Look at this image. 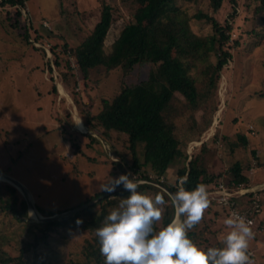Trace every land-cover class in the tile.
<instances>
[{
  "label": "rangeland",
  "instance_id": "rangeland-1",
  "mask_svg": "<svg viewBox=\"0 0 264 264\" xmlns=\"http://www.w3.org/2000/svg\"><path fill=\"white\" fill-rule=\"evenodd\" d=\"M102 2L127 15L141 0H26L16 7L0 4V172L18 176L29 188L35 207L44 211L62 212L81 202L99 190V185L111 170V164L102 162L105 153L108 156L104 147L107 143L94 132L91 133L97 140L84 135L89 130L83 121L85 127L77 128V120L81 119L77 104L61 83L54 66L51 64V73L46 66V60L53 58V46L64 42L76 44L90 32L98 20V8ZM178 4L189 14L198 9L212 14L206 0H179ZM255 6L254 0H238L234 7L226 0L215 14L220 23L228 19L231 25L228 48L232 56L222 68L217 87L205 107L207 111L212 105L215 108L209 125L197 143L189 142L186 148L188 159L201 151L202 143L207 144V165H213L212 168L217 170L229 154L226 143L220 139L225 134L230 135V139L244 134L248 144L238 147L240 151L235 155L242 164L245 156L249 155V146H258L261 150V164L252 169L254 173L249 175L250 183L264 182V12L261 16L252 14ZM15 9L20 15H15L19 21L14 28L9 23ZM233 10L235 15L230 18ZM6 11L10 13V20H7ZM191 26L202 34L210 32V26L203 21L192 19ZM22 27L29 28L27 42L22 38ZM116 33L117 29L111 28L105 44H109ZM214 60V55H211V62ZM202 64L196 62L191 69L194 77L198 76ZM71 66H75L72 58ZM147 69V66L137 67L127 76L117 68L107 74H103L100 68L91 69L88 90L81 91L79 96L82 101L89 97L95 100L94 109L97 110L101 98L110 99L120 90L121 81L142 80ZM78 80L75 89L80 91L83 80L80 77ZM52 84L57 90L56 95L51 93ZM177 108L180 112L172 120L177 135L183 138L189 135L186 131L188 112L180 103ZM60 130H66V134L74 138L78 151L74 152L71 147L73 140L70 142ZM112 132L114 146L124 151L126 135ZM213 135L217 136L215 141H211ZM137 153L142 160V143L137 144ZM235 156L227 159L232 160ZM185 163L187 160L184 158H174L166 168V180L172 182L176 169ZM147 169L152 177L155 176ZM262 202L264 217V198ZM29 218L32 221L36 219L32 212ZM10 221L9 216L0 214L1 258L15 254L23 239H28L24 231L26 227L14 221L11 225ZM60 232H63V237L54 234L48 244L40 245L39 258L54 262L74 257L83 261L81 243L89 233L76 229ZM251 246L252 239L249 242ZM251 261L252 264H264V258L260 256L255 259L256 263Z\"/></svg>",
  "mask_w": 264,
  "mask_h": 264
},
{
  "label": "trees",
  "instance_id": "trees-1",
  "mask_svg": "<svg viewBox=\"0 0 264 264\" xmlns=\"http://www.w3.org/2000/svg\"><path fill=\"white\" fill-rule=\"evenodd\" d=\"M25 1L0 0V4L16 7L23 5ZM206 1L212 14L200 9L189 14L178 4L179 0H141L127 15H124L118 13L113 5L102 2L98 8V20L82 40L76 44L64 42L60 46L51 48L53 58L51 61L46 60L47 69L50 72L51 64L54 66L61 83L76 102L78 114L89 132L100 136L110 146L112 156L119 160V163L113 162L105 153L102 162L111 164V170L105 181L109 176L116 178L130 172L136 179L145 181L138 191L151 194L159 191L163 194V190L150 181L159 182L175 193L180 177H188L185 187L189 190L194 189L197 183H204L211 189L220 180V174L208 170L213 169V165H207L208 146L204 143L201 151L177 168L173 182H168L165 178L169 163L174 158L187 160L188 143L191 140H199L203 130L208 127L215 108L212 105L207 111L205 107L209 105V99L217 87L222 68L232 56L228 48L231 25L228 19L220 23L215 16L226 0ZM227 1L233 7L238 5V0ZM254 1L256 6L252 14L261 16L264 12V0ZM242 5L246 6L245 3ZM6 12L7 20H10V13ZM15 15H20L16 9L9 23L14 28L19 21ZM234 15L235 10L232 11L230 18ZM192 19L207 23L210 32L202 34L193 30ZM262 21L264 24V15ZM22 28H24L22 38L27 42L29 28ZM111 28L117 29V33L109 44H105ZM262 30L264 31V27ZM43 53L45 55V52ZM211 55L215 57L213 62ZM71 58L75 62L74 67L71 66ZM196 62L203 64L198 76L194 77L190 71ZM141 66L148 68L146 77L131 83L121 81L120 90L110 99L101 98L97 110L94 109L96 101L91 97L87 101L81 100L79 96L81 91L88 90L89 70L100 68L103 74H107L117 68L123 76H127ZM78 77L83 80V88L80 91L75 89L79 81ZM51 93L57 94L54 84ZM176 102L188 112L189 124L186 131L189 135L183 138L177 135L176 125L172 120L180 112ZM112 131L126 135V151H120L114 146ZM61 132L64 136L67 135L66 130ZM83 134L97 140L93 133ZM67 137L70 142L74 139L68 135ZM216 137L213 135V140ZM220 140L226 143L230 152L233 151V146L247 145V138L243 134H237L234 141L226 136ZM138 143L143 144L142 160L137 153ZM71 147L74 152L79 150L74 140ZM147 168L155 176L152 177ZM231 169L235 181H246L239 162L234 163ZM128 195L123 187L110 194L98 190L69 209L97 199L93 203L59 220L40 222L30 220L26 202L18 189L8 182L0 181V214L9 216L11 225L13 221L23 224L26 227L24 231L28 234V239H23L15 254L7 258L0 257V264H104L95 229L100 227L104 217L118 206L119 198ZM165 200L168 204L162 221L164 226L175 215V209L166 194ZM216 208L211 202L202 221L188 232L189 238L197 245H203V239L206 241L201 228L204 224L206 226L204 219L207 214L215 213ZM36 210L43 216L58 213L37 207ZM66 210L68 209L63 211ZM221 210L225 211L224 208ZM77 219L82 220L83 223L77 225ZM156 227L158 229L160 225ZM71 229L85 230L89 233L81 243L80 254L83 261L74 257L54 262L39 258L40 245L48 244L54 234L63 237V232L60 230Z\"/></svg>",
  "mask_w": 264,
  "mask_h": 264
},
{
  "label": "clouds",
  "instance_id": "clouds-1",
  "mask_svg": "<svg viewBox=\"0 0 264 264\" xmlns=\"http://www.w3.org/2000/svg\"><path fill=\"white\" fill-rule=\"evenodd\" d=\"M76 125L81 126L82 120ZM104 147L113 162L119 163L109 146ZM187 180V176L178 178L175 193L163 190V194L138 191L145 181L130 172L109 176L99 185L100 191L108 193L122 185L129 193L119 198L118 206L95 229L104 264H252L247 250L254 232L251 222L237 212L223 221L228 231L222 247L205 248L189 238L188 232L202 221L211 201L206 184L197 183L189 190ZM165 194L175 209V217L166 226L162 224L168 204ZM76 223L83 221L77 219Z\"/></svg>",
  "mask_w": 264,
  "mask_h": 264
},
{
  "label": "crops",
  "instance_id": "crops-1",
  "mask_svg": "<svg viewBox=\"0 0 264 264\" xmlns=\"http://www.w3.org/2000/svg\"><path fill=\"white\" fill-rule=\"evenodd\" d=\"M86 133L92 134L89 131ZM251 133H252V130H251ZM92 135H94V134H92ZM225 135H224V137H225ZM228 136H230V135L227 134L226 137H228ZM228 138L230 139V137H228ZM230 140L234 141V139H230ZM211 141H215V139L213 140V138H212ZM190 142L197 143L196 140H191ZM202 142H204V141H202ZM247 144H248V139H247ZM238 147L239 146H233L232 147L233 151L230 152V150H229V154H227L228 156L226 155L227 157L225 156L223 161H221V159H220L222 157L219 158V160L222 162L219 169H217V170L208 169V170H210V172L220 174V180L218 181V183H223L231 191L238 190V188H239L238 184L239 183H242V185L250 191L247 195L240 196L236 199V204L238 207L245 205V202L248 203L249 202L248 197H250L251 194H253V193L257 194L260 197V212L256 215V218H257V221L262 223L264 226V217H262V207H263L262 199L264 198V182L250 183V180H249V175H252L254 173V172L252 173V169L256 168V166L261 164L260 163V159H261V152L260 151L261 150L259 149L258 146H249L250 147V148H248V154L249 155L245 156V158L243 159V160H245V163L242 164L241 161L237 159V156H235L240 151L238 149L243 148V147H240V148H238ZM67 152H68L67 155H70L69 151H67ZM230 153H232V155L235 156L234 158H232V160L227 159V158L232 156ZM234 153H236V154H234ZM71 155H72V153H71ZM190 158L191 157H189L187 159V161ZM236 162H239L241 164L242 169H240V170H241V173L243 174V176H245L246 181H235L233 174H232L233 172H232L231 167ZM4 173H6V172H4ZM6 174H8V175L14 177L15 179H17L18 181H20L28 189V191L30 193V190L27 187V185L25 183H23L22 180H20L18 178V176L11 174L9 172H7ZM175 177H176V174H175ZM161 180H162V178H161ZM217 184H215L211 189L208 188V190L214 189V187ZM30 195H31V193H30ZM31 198H32V196H31ZM212 203H214L216 205L217 211L215 213H208L207 214V216L205 218L206 220L204 219V223L206 222V226L204 224L201 228V231H202L204 237L206 238V241H204L205 239H203V242H202V243H204L203 246L205 248H207V247H222L221 242H222L224 236L226 235V233L228 231L227 227L223 223V221L226 218H228L227 210L215 202H212ZM221 208H224L225 211L224 210L222 211ZM263 238H264V233L263 234L254 233V236L252 238L253 246L248 247L247 254L250 257V260H253L254 263H256L255 259L258 258V256L264 258V247H263V245H261V241ZM257 251H259V253Z\"/></svg>",
  "mask_w": 264,
  "mask_h": 264
},
{
  "label": "built area",
  "instance_id": "built-area-1",
  "mask_svg": "<svg viewBox=\"0 0 264 264\" xmlns=\"http://www.w3.org/2000/svg\"><path fill=\"white\" fill-rule=\"evenodd\" d=\"M238 185V190L231 191L223 183H218L214 189L208 190L210 201L224 207L227 210L228 217L232 212H237L241 216H244L247 221L251 222L250 226L254 233L263 234L264 226L256 218V215L260 212V197L253 193L248 197V203L245 202V205L238 207L236 199L250 192L242 183ZM261 245L264 247V238L261 241Z\"/></svg>",
  "mask_w": 264,
  "mask_h": 264
},
{
  "label": "water",
  "instance_id": "water-1",
  "mask_svg": "<svg viewBox=\"0 0 264 264\" xmlns=\"http://www.w3.org/2000/svg\"><path fill=\"white\" fill-rule=\"evenodd\" d=\"M0 181L8 182V183L12 184L14 187H16L18 189V191L21 193V195L23 196V198H24V200L26 202L29 215H30V209H31V207L36 211V207H35V205L33 203V200L31 198V195H30L28 189L20 181H18L14 177H12V176L4 173V172H0ZM150 182L153 183L154 185L160 187L162 190H167L168 193H174L168 187L164 186L163 184H161L159 182H156V181H150ZM122 187L123 186L121 185L117 189H120ZM108 194H110V193H108ZM95 200H97V199L91 200L88 203L82 204L81 206L76 207V208H73V209H68L66 211L54 213L53 215L43 216V215H41L39 213V216L37 217V219H35V221L42 222V221L59 220V219H61L63 217H66V216L74 213L76 210H78V209H80L82 207H85V206H87L90 203H93Z\"/></svg>",
  "mask_w": 264,
  "mask_h": 264
},
{
  "label": "bare ground",
  "instance_id": "bare-ground-1",
  "mask_svg": "<svg viewBox=\"0 0 264 264\" xmlns=\"http://www.w3.org/2000/svg\"><path fill=\"white\" fill-rule=\"evenodd\" d=\"M60 91L61 92H64L62 89H60ZM78 121L79 120H77V123H78ZM77 126V128L78 129H82V126H78V125H76ZM86 130V129H85ZM32 212V215H34L35 217H36V219H37V217L39 216V212L37 211H35L32 207H31V209H30V213Z\"/></svg>",
  "mask_w": 264,
  "mask_h": 264
}]
</instances>
